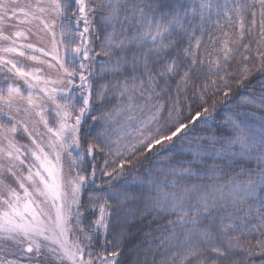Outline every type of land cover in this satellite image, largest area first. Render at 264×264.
<instances>
[{"label": "snow or ice", "instance_id": "obj_1", "mask_svg": "<svg viewBox=\"0 0 264 264\" xmlns=\"http://www.w3.org/2000/svg\"><path fill=\"white\" fill-rule=\"evenodd\" d=\"M0 264H264V0H0Z\"/></svg>", "mask_w": 264, "mask_h": 264}, {"label": "trees", "instance_id": "obj_2", "mask_svg": "<svg viewBox=\"0 0 264 264\" xmlns=\"http://www.w3.org/2000/svg\"><path fill=\"white\" fill-rule=\"evenodd\" d=\"M237 99H238V97H237Z\"/></svg>", "mask_w": 264, "mask_h": 264}]
</instances>
